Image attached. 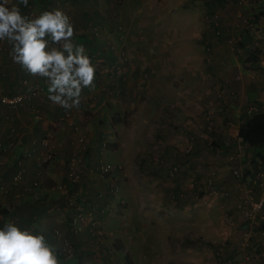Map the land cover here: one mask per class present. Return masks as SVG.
<instances>
[{
	"label": "crops",
	"instance_id": "1",
	"mask_svg": "<svg viewBox=\"0 0 264 264\" xmlns=\"http://www.w3.org/2000/svg\"><path fill=\"white\" fill-rule=\"evenodd\" d=\"M140 1L139 12H145L149 16L147 18L144 14H137L141 16L142 29L147 30L148 33L156 31L159 33V40L173 38L174 49L167 46L166 50V43H163V49L151 47L148 52L163 56V59L159 58L161 60L156 62L157 64L150 65V74H145V71L140 69L139 71L144 73L134 75L136 68L131 67L126 81L116 78L113 82L116 86V95L111 96V100L104 98L106 94L103 93V89L107 84L101 85L99 80L102 76L96 72L94 81L96 87L94 90L85 88L82 92L83 98L85 96L89 98L82 99L79 109L93 112V116L85 117L80 111L76 113L75 109L66 111L49 99L43 104L45 111L43 119H37L27 107L13 112L14 123L22 138L7 155L0 152V185L11 182L21 162V166L26 169L22 185L40 179L41 181H38L43 188L39 187L34 194L25 195L20 203L13 197L7 202L0 199V203L10 210L8 217L0 216V227L9 222L18 224V221L31 218L35 231L49 238L54 227L64 229L69 226L67 228L72 233L73 241L79 246L80 255L89 250L87 240L93 237V234L89 231L75 234L72 228V214L80 208L83 195H88L92 203L98 201L103 205H107L113 196L109 194V198H99L100 188L108 186V182L91 176L69 191L54 193L51 186L56 189V186L68 182L62 168L66 167L65 161L69 163L72 156V146L68 141L71 130L57 128L54 131V121L64 112H73L74 123L79 129L91 133V145L96 148V152L98 150V157L103 154L107 137L116 136L112 129L120 130L117 133L118 137L107 145L116 158L122 152L121 145L127 148L128 144H131L122 138V125L125 126L127 118L116 113L111 117L110 123L107 116H104L106 110L103 107H106L109 101L113 109L121 110L123 104L131 107L133 104L129 100L132 95L131 89L137 88L144 91L142 93L145 98L135 113L134 127L126 129L125 133L126 138L130 136L135 140L137 152L133 151L134 156L136 157L135 153L139 152L143 154L141 164L148 174L146 179L141 178L144 184L142 195L134 194V199L142 200L145 205L143 213L154 214L157 209L160 211L162 206L171 207L169 211L174 210L175 214L179 208L182 209L181 205L185 201L183 198L185 195L182 194L188 189L192 190L193 187L182 178L175 180L174 185L166 179V166L177 162L187 168L186 171L203 175L202 178L204 177L211 184L208 185L209 195L215 196V200L217 198L222 203L225 211L223 216L212 215L211 212L206 211L205 215L198 219L212 237L228 234V236L224 235L225 239H228L223 248L226 250L223 253L224 257L240 264H264V208L258 214L255 224L248 223L237 208L239 200L250 192L255 193L257 199L264 195V181L262 185L255 182L257 173L264 170V158L258 156L256 150L250 148L238 135L252 107L264 110V0H255L243 7L239 6L237 0ZM121 2V0H29L28 7L21 5L20 8L22 14L28 17L30 6L34 7V5L41 12L56 8L63 10L71 17L74 24L77 33L75 41L84 44L90 56L96 52L98 55L107 53L108 43L104 42V39L113 40L112 45H120L123 41L122 34L128 37V24H131L132 20L127 18L126 13L124 14ZM216 13L220 14L219 20L214 17ZM172 15L180 24L175 26V29L165 19ZM171 22L174 23L173 20ZM188 29H191L190 34L186 33ZM218 29L222 32L219 35L216 34ZM231 37L238 39L235 47H231L228 43ZM83 38L85 40H82ZM193 41L206 47L211 46L212 51H205L206 48H200L199 44H193ZM254 51L256 56H251ZM170 55L174 56V63L172 60L168 64L167 59L172 58L168 57ZM201 55H203L202 60H200ZM113 59L115 60V57ZM254 59H257L258 63H253ZM12 69L16 71L18 77L27 73L13 61ZM155 71L158 73H154ZM12 85L14 88L10 90L20 88L15 80ZM221 87L227 88L226 94L218 99L216 93ZM125 94L129 100L126 103ZM5 112L7 107L0 103L2 136L9 131ZM96 118L97 123L93 121ZM107 123L111 126L109 131L107 127L105 129ZM49 135L52 137V146L38 145L35 148L31 144L34 139ZM53 145L57 152L56 160L59 162L52 166L48 165L45 169L46 165H40V158L43 152L51 151ZM241 148L243 154L239 152ZM139 160V157H136L134 163H138ZM41 167L48 171L46 176L45 170ZM234 168L245 170L246 180L240 181L232 176L231 172L233 174ZM46 181L47 184L44 186L43 183ZM173 192L175 199L171 197ZM205 209L207 210V207ZM158 222L160 223L161 220L159 219ZM159 223L157 226L161 227L162 223ZM137 224L138 222L134 226ZM105 225L110 227L113 224L109 221ZM145 229L148 231V228ZM136 230L138 232V229ZM254 230L257 232L254 233ZM245 231L248 234H243ZM151 232L150 234L153 235ZM130 237L134 241L135 234ZM242 241H248L247 246ZM83 245L86 246L81 249ZM178 250L176 255L182 258V248L179 247ZM252 257L257 262L252 263L248 259ZM59 259L60 264L124 263L119 261L112 263L108 258H96L92 261L91 258L60 256ZM143 259L127 258V264ZM157 260L159 259L154 261Z\"/></svg>",
	"mask_w": 264,
	"mask_h": 264
},
{
	"label": "rangeland",
	"instance_id": "2",
	"mask_svg": "<svg viewBox=\"0 0 264 264\" xmlns=\"http://www.w3.org/2000/svg\"><path fill=\"white\" fill-rule=\"evenodd\" d=\"M17 1L18 0H15L13 3H17ZM121 1L124 7V14L126 13L127 18H129V20H132L131 24H128V37L126 38V36L122 34L123 41L120 45H112L111 42H113V40L104 39V42L108 43L107 53L105 55H98V53L96 52L90 55L92 63L96 66V72L99 73L100 76H102L99 80L101 85L107 84L103 89V93L106 94L104 98L108 100H111V96L115 97L116 95V86L113 85V82L116 80V78L126 81L129 76L131 67L133 69L134 67L136 68L134 69V75H136V73H144V71L145 74H150V65H155L157 64L156 62L163 59V56L150 54L148 50L151 49V47L163 49V43H166V50L167 46L168 48L170 47L174 49V45L172 44L174 43L173 38L159 40V33H157L156 31L148 33L147 30L142 29V19L141 16L139 17L138 15L144 14L147 18H149V16L145 12H139L141 9L140 6H138V4L141 3L140 0ZM67 3L68 1L66 2V6ZM30 13L35 17L41 13V10L38 7L36 8L35 5L34 7L30 6L29 17L32 18L30 16ZM216 14L220 18V14ZM165 19L167 22L169 21L172 24L171 26H173L174 29L175 26L180 25L174 15L170 16L169 18L166 17ZM170 19L173 20L174 23L171 22ZM75 22H77V20H75ZM108 25H110V23ZM118 33L121 34V31L118 30ZM186 33L190 34L191 29H188ZM73 39L77 40L75 36ZM231 39L232 41L230 42L228 40V43L231 47H235V45L238 44V39H236L235 37H231ZM82 40H85V38H83ZM193 42V44H199L195 41ZM190 47L192 46L190 45ZM196 47L198 46H195V48ZM199 47L202 49L206 48L205 51L208 52L212 51V47L208 45L206 47L205 45L203 46L199 44ZM178 49H180V47H178ZM9 52L10 45L7 44V41H0V91L7 93L22 92L25 95V100L23 101L22 105L17 108L6 106L7 112H5V119L7 120V123L9 122L7 124L9 125L8 132L16 130L14 132L15 134H13V136L11 137L13 138L11 143L5 146L6 151L4 152L6 155L22 138L20 132L18 133V127L13 121V112L20 110L22 107H27L37 119H43L45 117L43 104H45L46 100H48V92L46 88L47 85L45 80L40 77L31 76L28 73H26V75L18 77L16 71L12 69V60L9 56ZM116 52L117 54L114 55V53ZM111 56H114L115 60L113 59L114 57L111 58ZM168 57L172 58H168L167 63L170 64L172 60V62L174 63V56L170 55ZM202 59L203 55H201L200 60ZM140 69L144 71H139ZM154 73L157 74L158 71H155ZM13 80H15L16 84L20 86L19 89L17 87V90H10L14 88V85H12ZM226 89L227 88L225 87H221L218 89V92L216 93L218 99L222 98L226 94ZM84 90L85 88L83 89V91ZM222 90H224V93L222 96H220L219 94L222 92ZM131 92V99H129L133 102L131 107H127V104H123V107L120 108L121 110L113 109L110 101L107 103L108 105L106 107H103L106 110L104 116H107L106 118H108L110 123L111 117L116 113L125 115L127 118L125 126L123 127L122 125V138L124 140H128V143L131 144H128L127 148L125 147V145H121L122 152L119 153L116 158L113 157L114 153L109 151L107 145L110 142H113L116 137H118L117 133H119L120 130L114 128L112 129V132L116 133V136L107 137L105 141L107 145L103 147V154L98 157V150L96 152V148L91 145V133L87 132V130L79 129V127L74 123L75 115L73 114V112H64L63 114H60L54 121V131L57 128L71 130V136L68 141L72 146V156L70 157L69 163L65 161V163L67 164L66 167L63 166L62 168L65 177H67V180L69 181V174L71 172H76L80 176L79 181L75 185H69V182H64L65 184L56 186V189L53 188L54 186H51L54 193L57 191V194H60V192L62 191H69L70 188H75L79 183H81L89 176L94 178L99 177L104 179L105 182H108V189H106L107 186H105L104 188H100V192H102V195L111 190L110 184L112 183V181H115V184L119 187L120 190L119 193L116 194V197H114L115 195L111 197V201L109 200V202H107V205H103L98 201L92 203V201L89 200L88 195H83L80 208L72 214V218L74 221V219L82 211V207H85L89 212V215H84L85 219L82 221V229L80 231H76V229H74L73 231L75 234H82L86 231H89L93 234V237L87 240V246H89V250L86 253L80 255L79 246L73 241L72 233H70L69 228H67L69 226L64 229L60 227H54V229H58L59 232L54 237L56 242L53 241L51 242V244L55 245V247L57 248L59 258L60 256H64V258L80 257L91 258L93 259L92 261H94L96 258H108L110 262L119 261L120 263L124 262L123 264H127V258H144L139 262L133 261L132 264H240V262L235 263L231 260V258L224 257L223 255V253L226 251L223 248L227 244L228 240L225 239L226 237H224V235L228 236V234L223 233L222 237H219L217 235H214L215 237H212L203 228L204 224L201 222V220L198 219L200 216L202 217L203 214L205 215L206 211H209L212 215L217 216H223L225 214V211H223L222 203L217 198L215 200V196L209 195L210 191L208 190V185L211 186V184L207 179H205L204 177L202 178L203 175L200 176L195 175L193 172H188L185 170L187 168L179 166L177 162L171 163L166 166V179L170 183H173L174 185L175 180H180V178H182V180L188 181L189 185L191 183L190 186L193 187L192 190L188 189L185 191V193L182 194L185 195L183 196V198H185V201L181 205L182 209L179 208L177 214L174 213V210H172L173 213L172 211H169L172 209L171 207L166 208L162 206L160 211L159 209H157L154 214L151 213L149 215H146L143 213V210L145 209L143 201L134 199V194L139 193L140 195H142L141 190L144 184L141 178L146 179V175L148 174H146V172L142 168L141 158L143 157V154L141 152L135 153L136 157H139L140 160L138 163H134V159L136 157L134 156L133 151L137 152L135 151L136 143L134 138L132 139L130 136L126 138L127 134L125 133V130L132 129L134 127L135 113L136 111H138V106L145 98L142 93L144 91H142L141 89H131ZM125 96L126 97H124V101L126 103L128 98L126 94ZM85 98H89V96H85L83 99ZM75 111L76 113H79L78 111H80L81 114L85 117L94 115L93 112L90 113V111L86 109H75ZM96 120L97 118L93 121L97 123ZM110 123H107L108 126H105V129L107 127L108 131L111 128ZM0 136L2 139H4V136H2L1 132ZM44 139L49 142V145H47L46 147L52 146V137H50V135L42 136L39 139H34L31 144L34 145L35 148H37L38 142ZM81 139H83V141H81ZM139 147H141V144H139ZM49 152L52 153L53 157L52 159H50V161L44 164V166L46 165L45 169L48 165L52 166L55 163L59 162L56 160L57 152L54 145L52 147V150ZM239 152L243 154L242 148L241 150H239ZM46 153L48 152H43V155ZM102 163H110L112 164V167L114 169L116 168V166H118V170L109 172V175L106 177L105 174L96 171L97 166ZM174 165H178L180 168L177 175H173L170 171ZM64 168H66V170H64ZM45 169L43 168V170ZM111 169L112 168H110V170ZM235 169L236 168L233 169V174L231 172V175L236 177L240 181L246 180L244 179V177L240 179V177L235 174ZM47 172L48 171L45 170V176L47 175ZM242 172L245 173V170H243ZM192 179L197 180V183L195 185H192ZM250 182L252 183L253 181ZM43 184L45 186V184H47V181ZM64 185L66 186L64 187ZM41 187L42 186H40V188ZM37 189H39V187ZM138 190H140V192H138ZM190 190L191 192L189 193ZM252 194L254 197L256 196L255 193ZM174 196L175 192H173L171 196L172 199H175L173 198ZM98 197L103 199V196L100 197V195H98ZM109 197L110 195L106 196V198ZM261 197H264V195H262ZM244 199H246L245 196L239 200L237 206ZM255 199L258 200L257 198ZM2 200L4 199L2 198ZM91 204H93V206H95L97 210H95V208L90 209ZM0 206L4 205L0 203ZM206 207L207 210L205 209ZM258 217L259 216H255L254 222L251 223L255 224V221L258 219ZM159 219L161 220L160 223L158 222ZM109 221L113 224L110 227L105 225ZM196 221L198 223H196ZM137 222L138 224L134 226V224ZM158 223H162L161 227L157 226ZM145 228H148V231ZM136 229H138V232ZM247 231L243 232V234H248ZM150 232L153 235H151ZM255 232L257 231L254 230V233ZM133 233L135 234L134 241L130 237V235L132 236ZM68 234H70V236ZM248 241L242 242L245 246H247ZM85 246L86 245H83L81 249H84ZM166 247L167 249L165 250ZM179 247L182 248V258H178L176 255V251H179ZM157 258L159 260L154 261ZM162 259H164V261ZM248 259H250L252 263L257 262L254 260V257Z\"/></svg>",
	"mask_w": 264,
	"mask_h": 264
},
{
	"label": "clouds",
	"instance_id": "3",
	"mask_svg": "<svg viewBox=\"0 0 264 264\" xmlns=\"http://www.w3.org/2000/svg\"><path fill=\"white\" fill-rule=\"evenodd\" d=\"M29 0H0V41L29 75L43 78L48 99L67 110H79L84 88L94 90L96 66L77 34L71 17L56 8L29 18L20 6ZM0 264H60L58 251L43 233L9 222L0 228Z\"/></svg>",
	"mask_w": 264,
	"mask_h": 264
},
{
	"label": "built area",
	"instance_id": "4",
	"mask_svg": "<svg viewBox=\"0 0 264 264\" xmlns=\"http://www.w3.org/2000/svg\"><path fill=\"white\" fill-rule=\"evenodd\" d=\"M15 0H9V4H14ZM238 4L240 7H243L245 5H248L251 0H237ZM32 13V12H31ZM30 13L31 17H34L33 14ZM215 19L219 20V16L217 14H215ZM216 32L218 34H221V29L216 30ZM234 39V38H232ZM232 39L230 38L229 41L231 42ZM8 44V43H7ZM9 45V44H8ZM224 93V90H222V92L219 94L220 96H222ZM25 100V95L20 92H16V93H7V92H2L0 91V101L5 105V106H9V107H13V108H17L19 106L22 105L23 101ZM258 108L257 107H252L248 112L249 114H252L254 112H257ZM14 131V130H12ZM13 134H15L14 132L10 133V137L13 136ZM81 141H83V139H81ZM38 145H43V146H47L49 145V142L44 139L38 142ZM53 155L51 152H48L46 154L43 155V158L41 159V163L40 164H45L46 162L50 161V159H52ZM233 159V158H232ZM19 165L21 166V162L19 163ZM118 166H116V168L114 169L112 167V164L107 163V164H100L97 166L96 171L102 174H109V172H112L114 170H118L117 168ZM120 167V166H119ZM110 168H112L110 170ZM179 168L177 166H173V168H171V173L173 175H176L178 173ZM235 174L240 177V179H242L244 177V173L242 172V170L236 168L235 169ZM25 173H26V169L24 166H21V168L18 169V172L15 174V176L13 177V182L14 184H19L20 182H22L24 180L25 177ZM79 175L76 172H71L69 174V185L71 184H76L79 181ZM264 181V170H260L257 173V176L255 177V182L259 183L260 185L263 184ZM192 185H195L197 183V180H193L192 181ZM66 185H64L65 187ZM111 186V192H113V194H117L119 193V187L115 184V181H112V183L110 184ZM25 189H28L29 191L32 189L31 185L26 186ZM0 196H2V198H4L8 193V189L7 187H5V185H1L0 187ZM100 196H102V194L100 193ZM18 197V195H17ZM95 208V206H93V204H91L90 209ZM237 208L240 210L242 216L251 222H254L255 220V216H258V214L261 212V210L264 208V197L259 198L258 200L255 199V197L253 196V194L250 192L248 195H246V199H244L243 201H241L239 203V205L237 206ZM95 210H97V208H95ZM85 207H82V211L79 213V215L74 219L73 221V228L76 229V231H80L83 227L82 221L85 219L84 215H89V212ZM59 231H57L58 233Z\"/></svg>",
	"mask_w": 264,
	"mask_h": 264
},
{
	"label": "trees",
	"instance_id": "5",
	"mask_svg": "<svg viewBox=\"0 0 264 264\" xmlns=\"http://www.w3.org/2000/svg\"><path fill=\"white\" fill-rule=\"evenodd\" d=\"M251 1H255V0H251ZM222 33V32H221ZM217 35H219L216 32ZM251 56H256V52L254 51L252 53ZM250 56V58H252ZM253 63H258L257 59L252 60ZM0 103L5 106L1 101ZM6 107V106H5ZM14 121V120H13ZM16 130L12 131L15 132ZM11 132H7V134L4 136V139L1 138L0 136V152H2L1 154L5 153L4 151H6V145L10 144L12 139L10 137ZM17 134V132H16ZM239 138L246 144H248V146L254 150H256V154L260 157H262V159L264 158L263 155V150H264V110H258L257 112H254L252 114H250L245 122L241 125L239 132H238ZM20 163V162H19ZM43 165V164H40ZM177 166L179 168L178 165H174ZM21 168V166L19 167ZM180 170V168H179ZM18 172V171H17ZM16 172V173H17ZM109 174H105V176L107 177ZM177 175V174H176ZM40 180V179H38ZM38 180L34 181L32 184H26V185H22L23 183L20 182L19 184H14L13 182V178L11 180V182L4 184L5 187H7L8 189V194L3 198V201H9V199L11 197L15 198V200L19 201L18 203L23 201V198L25 197V195H30V194H34L35 190L40 187L41 182H39ZM41 181V180H40ZM105 181V180H104ZM31 185L32 189L29 191L28 189H25L26 186ZM110 188V186H109ZM106 189H108V186L106 187ZM102 193V192H100ZM116 195L113 194V192H106L105 194H103V199L106 198L107 195ZM18 195V197H17ZM101 197V196H100ZM0 199L2 200V196H0ZM10 215V210L8 208H6L5 206H0V216L6 218ZM248 223H251V221L246 220ZM32 219L31 218H27L26 220H22V221H18V225L24 229V228H29V229H34L33 228V224H31ZM73 222V221H72ZM4 225H2L0 228H2ZM35 230V229H34ZM57 231H59L58 229H54L51 231V234L49 235V238L47 237V240L51 243V242H56V240L54 239L55 235L57 234Z\"/></svg>",
	"mask_w": 264,
	"mask_h": 264
}]
</instances>
